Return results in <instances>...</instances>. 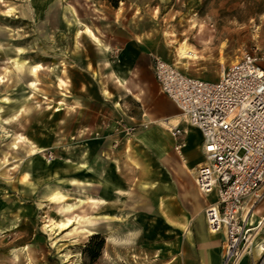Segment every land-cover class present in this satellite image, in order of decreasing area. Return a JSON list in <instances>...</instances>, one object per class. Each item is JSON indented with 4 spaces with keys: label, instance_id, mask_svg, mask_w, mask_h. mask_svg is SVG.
<instances>
[{
    "label": "rangeland",
    "instance_id": "374dc122",
    "mask_svg": "<svg viewBox=\"0 0 264 264\" xmlns=\"http://www.w3.org/2000/svg\"><path fill=\"white\" fill-rule=\"evenodd\" d=\"M36 1L37 5L34 0H0V196L8 192L10 198L17 190L18 166L27 168L37 155L51 156L50 150L39 152L29 139L37 137L46 142L50 127L57 125L60 129L66 122L105 118L110 109L107 104L82 107L74 103L85 116L66 119L65 113H51L55 107H63L64 112L73 110L64 99L66 87L62 80L66 75L63 55L72 36L83 30L100 42L96 35L111 34L115 30L113 15L101 0ZM135 3L138 14L140 1ZM144 14L146 19L142 17V25L152 26L154 45L163 53L160 58L204 80H216L220 64L237 60L244 51L257 49L264 53V0H151ZM182 43L194 55L187 61L186 69L178 63L177 50ZM37 63L42 67L32 75L29 69ZM157 90L160 91L158 84ZM56 99L59 101L55 102ZM155 99L164 113L179 115L180 126L193 128L170 99L161 96ZM127 106L130 113H140L147 120L151 117L147 102H131ZM164 121L170 126L158 125L169 135L163 136V143L172 146L171 123L169 118ZM139 125L135 122L131 128ZM181 138L193 148L198 134L189 129ZM17 139L20 141L13 144ZM183 147L177 150L174 147V152L170 148L174 157L169 159L168 188L164 187L162 194L163 199L170 201L168 207L163 206V213H158L157 207L162 204L153 189L145 193V209L138 205L134 214L103 215L100 208L83 212L84 208L59 202L51 209L46 207L45 214L35 211L31 221L26 219L19 224L6 239L0 231V264H177L178 253L181 255L182 251L186 264L192 262L198 251L196 247L195 253L193 246L197 238L194 230L201 219L207 226L205 209L213 197L200 194L195 185V170L202 160L199 149L184 154ZM32 149L35 154L31 153ZM172 180L176 181L178 190L171 188ZM256 206V212L249 219L253 227L251 250L242 254L236 264L245 259L248 262L256 259L255 264L264 260V200ZM74 216L90 221L63 229L55 225L47 230L45 226L53 225L57 217L66 220ZM260 220L262 223L258 224ZM84 227L105 238L99 256L92 263L83 252L92 233H83ZM224 241L221 240L222 250Z\"/></svg>",
    "mask_w": 264,
    "mask_h": 264
},
{
    "label": "crops",
    "instance_id": "0c3cea01",
    "mask_svg": "<svg viewBox=\"0 0 264 264\" xmlns=\"http://www.w3.org/2000/svg\"><path fill=\"white\" fill-rule=\"evenodd\" d=\"M101 1L105 9L113 15L115 30L111 34L96 35L100 42L93 40L83 30L81 34L72 36L63 55L66 75L62 80L66 87L64 99L72 105L73 110L64 112L63 107H55L51 113H65L66 119H75L80 114L85 116L74 103H79L82 107H88L92 103L107 104L110 106L109 113L103 115L105 118L95 117L91 121L66 122L64 128L60 129L57 125L50 127L46 142L37 137L29 139L39 152L42 149L50 150L51 156L46 158L37 155L32 158L27 168L18 166L16 193L11 194V198L8 192L1 193L0 231L4 239L26 219L31 221L35 211L41 210L45 214L46 207L51 209L59 202L84 208L83 212H89V208H100L103 215L134 214L138 205L144 208L146 191L152 192L153 189L162 204V207H157L161 214L170 201L162 197L163 188H168L166 184L169 159L174 157L170 148L174 152L175 142H183L185 146H182V153L190 154V151L199 149L203 160L199 131L195 128H183L179 124V115L164 113L162 107L156 103L157 96L166 97L157 90L151 68L153 58L163 56V53L154 45L152 26L147 28L146 24L145 27L142 25V17L146 19L144 13L147 12L151 0H139L138 14L136 0H122L116 8L105 0ZM38 3L34 0L35 5ZM87 31L91 32L88 28ZM177 52L178 63L186 69L187 61L194 58L192 50L182 43ZM32 66L29 70L35 75L36 72L31 71ZM41 67L42 65L37 70ZM58 101L56 99L55 102ZM131 102H147L150 106L149 120L140 113H130V106L127 105ZM164 118H169L171 127L179 125L184 130L182 134L189 129L196 131V146L189 148L186 139L181 138L182 134L173 138L172 146L164 144L163 136L169 135L158 126H170L163 122ZM135 122L140 125L132 129ZM143 122L150 124L142 127ZM19 141L17 139L13 144ZM35 152L34 149L31 150L32 154ZM174 182L176 184L172 180L171 188L178 190ZM153 184H156L155 188ZM42 185L46 190L42 191ZM60 198L63 199L58 200ZM256 208L258 207L252 210L250 217L254 215ZM67 219L71 220L68 226L90 221L80 216ZM61 220L63 219L57 217L53 225L60 228L58 223ZM92 232L94 231L91 228L84 227L83 233ZM194 234L197 238L193 246L195 253L196 247L198 251L188 264H221L224 229L211 232L201 219L197 222ZM178 254L177 264H186L184 251L181 255ZM255 263L256 259L240 262ZM261 264H264V260Z\"/></svg>",
    "mask_w": 264,
    "mask_h": 264
},
{
    "label": "built area",
    "instance_id": "2783aa9c",
    "mask_svg": "<svg viewBox=\"0 0 264 264\" xmlns=\"http://www.w3.org/2000/svg\"><path fill=\"white\" fill-rule=\"evenodd\" d=\"M151 68L160 91L201 135L203 160L195 185L213 196L205 209L209 230L225 232L221 264H236L251 250L250 214L264 200V53L247 50L220 64L214 81L160 57L153 58ZM170 131L174 138L184 132L178 125Z\"/></svg>",
    "mask_w": 264,
    "mask_h": 264
},
{
    "label": "trees",
    "instance_id": "16d2710c",
    "mask_svg": "<svg viewBox=\"0 0 264 264\" xmlns=\"http://www.w3.org/2000/svg\"><path fill=\"white\" fill-rule=\"evenodd\" d=\"M105 1L110 6L116 8L118 7L119 2L122 0H105ZM104 243H105V238L99 232L92 233L88 237V240L84 245L83 252L89 257L90 263H92L99 256L104 246Z\"/></svg>",
    "mask_w": 264,
    "mask_h": 264
},
{
    "label": "bare ground",
    "instance_id": "6f19581e",
    "mask_svg": "<svg viewBox=\"0 0 264 264\" xmlns=\"http://www.w3.org/2000/svg\"><path fill=\"white\" fill-rule=\"evenodd\" d=\"M183 46L181 47V49L183 50ZM186 51V50H185ZM188 53V52H187ZM188 54H190V53H188ZM184 55V54H183ZM39 64H35V65H33L32 66V68H31V71L33 72V73H35L36 72V70H37V68H39ZM77 218H74V220H76ZM71 223V220L70 219H66V220H61L58 224H59V227H61V228H63V227H66V226H68L69 224ZM262 223V221L260 220L259 222H258V224H261ZM46 227H47V230H51L52 228H53V226L52 225H49V224H46L45 225Z\"/></svg>",
    "mask_w": 264,
    "mask_h": 264
}]
</instances>
